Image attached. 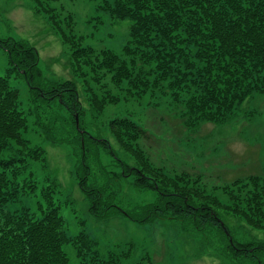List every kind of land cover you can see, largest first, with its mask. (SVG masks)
Wrapping results in <instances>:
<instances>
[{"label":"trees","instance_id":"trees-1","mask_svg":"<svg viewBox=\"0 0 264 264\" xmlns=\"http://www.w3.org/2000/svg\"><path fill=\"white\" fill-rule=\"evenodd\" d=\"M28 1L33 13L46 17L51 31L70 47V67L76 78L88 86L87 78L99 84L108 76L110 83L124 94L105 95L99 100L89 89L88 103L93 109L141 98L149 90L165 86L172 102L182 107L181 124L194 129L203 123H226L254 95L264 96V0H113L103 10L131 22L130 40L121 55L79 45L72 34V15L53 6L59 0ZM0 48L7 52L12 65L6 76H0V264H68L63 250L67 242L79 264H122L130 257V249L104 258L86 233L67 238L60 213L62 203L54 199L60 183L54 177H46L35 212L28 207L15 212L5 209L34 191L33 178L20 182L30 163L47 166L45 150L28 138L30 118L36 120L44 110L43 132L48 143H65L64 138L57 141L53 130L64 128L63 113L72 120L77 135L75 149L79 152L75 165L77 185L90 203V214L97 219H107V208L112 205L102 208L104 191L87 183L89 145L117 156L108 141L81 133L82 112L73 81L42 84L37 50L24 40L6 37L0 39ZM12 72L31 90L27 112L21 106L19 90L7 80ZM56 123L59 126L54 127ZM108 130L116 146L134 162L132 167L118 160L121 170L109 172L113 180L134 174L136 188L156 192L163 202L153 209L156 214L152 212L139 223L167 217L190 219L201 230L215 226L223 231L227 247L235 256L263 264L256 253L264 255V243L252 246L233 241L219 215L264 234L263 178L249 177L233 183L225 189L228 203L223 204L189 187L186 173L172 177L155 168L140 146V141L149 135L138 124L127 118L112 119ZM136 264L146 261L141 259Z\"/></svg>","mask_w":264,"mask_h":264},{"label":"rangeland","instance_id":"rangeland-1","mask_svg":"<svg viewBox=\"0 0 264 264\" xmlns=\"http://www.w3.org/2000/svg\"><path fill=\"white\" fill-rule=\"evenodd\" d=\"M112 2L59 0L53 6L72 15V34L79 45L95 50L108 49L121 55L130 40L131 22L114 18L103 10ZM31 7L28 0H0V39L24 40L37 50L42 84L49 85L52 81L75 83L82 112L81 133L108 141L117 156L105 153L99 146L89 145L91 160L88 162L87 183L104 191L102 208L112 207L107 208V219H97L90 214V203L80 192L75 177L79 152L75 149L77 135L72 120L63 113L64 128L53 130L57 141L64 138L65 143H48L43 132L44 110L36 120L30 118L28 138L45 150L47 166L43 168L38 163H30L20 182L33 178L36 183L34 191L9 203L5 209L15 212L28 207L30 212H35L47 184L46 177H54L60 183L54 199L62 203L60 213L66 223L67 238L71 240L78 233H86L95 241L101 257L130 249V257L122 264H136L141 259L146 264H256L253 260L235 256L218 227L208 226L201 230L190 219L167 217L150 218V222L139 223L140 219L156 214L153 209L161 207L163 202L156 192L136 188L134 174L113 180L109 172L121 170L119 161L132 167L134 162L116 146L109 134L108 123L112 119L127 118L144 128L149 137L141 140L140 146L155 168L172 177L186 173L189 182H185L189 187L227 204L225 189L233 183L249 177L264 179V96L254 95L244 103L242 111L237 115L234 113L226 123H203L194 129L181 124L179 114L182 107L172 102L165 86L151 89L141 98L123 99L118 104L107 103L99 110L93 109L88 103L89 89L99 100L105 95L123 97L124 94L110 83L108 76L99 84L87 78L88 86L76 78L70 67V47L63 45L51 31L46 17L34 14ZM11 67L7 52L0 48V76H6ZM7 80L12 88L19 90L21 106L27 112L31 97L27 83L13 72ZM75 115L79 119L78 114ZM219 215L233 241L252 246L264 243L263 233ZM63 250L68 264H79L70 242L63 246ZM256 255L264 264V255L261 252Z\"/></svg>","mask_w":264,"mask_h":264},{"label":"water","instance_id":"water-1","mask_svg":"<svg viewBox=\"0 0 264 264\" xmlns=\"http://www.w3.org/2000/svg\"><path fill=\"white\" fill-rule=\"evenodd\" d=\"M75 119H76V126H77V124H78V122H77V117H75ZM230 243H231V241H230Z\"/></svg>","mask_w":264,"mask_h":264}]
</instances>
